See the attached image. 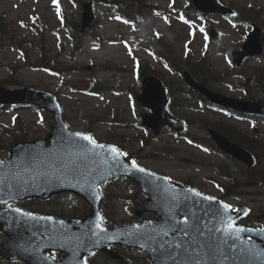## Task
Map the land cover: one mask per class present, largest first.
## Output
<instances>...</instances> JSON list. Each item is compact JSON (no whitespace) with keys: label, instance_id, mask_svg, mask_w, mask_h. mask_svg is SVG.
<instances>
[{"label":"rangeland","instance_id":"1","mask_svg":"<svg viewBox=\"0 0 264 264\" xmlns=\"http://www.w3.org/2000/svg\"><path fill=\"white\" fill-rule=\"evenodd\" d=\"M147 1L161 8L174 5L182 9L191 0ZM222 1L227 5L231 3L238 7L252 5L260 9L264 23V0ZM83 2H92L97 26L83 34L81 51L74 52L72 55L75 41L71 35L75 33L72 29L61 25L62 16L80 22ZM0 14L7 17L12 28L11 38L5 43H3L4 40L0 42V82L4 83L8 80L14 83L5 85V87L30 86L55 93L62 104L66 118L70 120L68 126L71 130L83 131L90 127L91 135L96 141L104 143L110 141L109 144L112 145L120 143L125 147V151L129 150L136 154L135 160L139 166L178 180L191 182L196 186L195 188L208 196L217 198L219 195V190L210 178L218 180L222 185L230 183V180L223 178V172L229 170L237 184L245 181L246 176L240 163L221 155L217 150L210 154L202 151L198 146L191 144L188 139L175 134L169 128H165L157 136L152 135V138L148 139V144L141 148V140H138L136 135H143L144 132L133 124L140 121L136 112L142 113L147 109L134 106L133 95L135 97L140 92V82L135 72L133 56L128 52L121 38L135 43L156 40V33H161L165 40L171 41L176 53L181 55L186 43H190L197 57L205 47L203 28L213 27L221 36L220 41L216 38L210 42L211 49L215 51L221 47V41L226 38L234 41L235 44L242 41L246 36L244 34L251 29L250 24L236 25L221 16L208 17L211 22L208 24L196 14H192V23L189 25L179 20L180 13H174L171 10L159 15L153 12L144 13L140 22L131 25L122 21L117 8L110 7L105 0H0ZM132 17L134 20L139 19L135 8L132 9ZM38 24L43 27L42 33L41 29L37 28ZM262 27L264 28V24ZM41 34H45V43L40 40ZM42 42L47 55H58V60L67 63V67H75L58 74L30 64L41 58ZM135 55L148 60L157 69L162 68L161 63L154 59L145 46L137 50ZM212 59L214 62L212 71L216 77L231 72L232 68L229 66L226 54H214ZM45 62L48 63L47 58ZM104 64L112 65V68L118 66L120 69L101 66ZM259 66L264 67L263 55L251 58L238 68L234 67L233 71L236 69L245 71L247 74L245 77L230 75L228 79L217 81L214 85L218 91L226 95L241 98L244 96L241 87L250 82L253 78L252 73L256 71L255 67ZM167 75L171 76L170 73ZM72 83L75 84V89L70 86ZM177 83L185 89L188 88L182 79H178ZM248 83L245 86L247 93L251 90L255 99L264 98V81H261L258 88L250 87V85L256 86V83H249L250 85ZM94 87H97L96 90H92ZM174 92L176 102L182 104L181 95L190 99L191 102L186 106L175 104L172 110H168L180 117L181 114L193 113L196 118L191 119L192 124L189 125L191 137L206 145L209 144L207 132L202 128L200 118L226 117L206 106L200 108L198 100H203V98L197 97L195 93H176V90ZM176 105H180L181 108ZM188 106L191 110L187 108ZM15 116L21 118L18 128H15L12 121ZM230 121L247 134L255 135L247 131L256 127V136L264 140V124L256 123L252 126L251 123L238 119H230ZM51 122L52 120L50 124ZM50 124L44 122L40 114L30 107L15 109L0 107V157L7 158L8 149L2 147L13 141L20 133H24L28 140L39 139L49 131ZM4 128L10 133L5 132ZM233 135L242 136L236 130H233ZM212 149L215 148L212 146ZM257 152L264 160L263 152L260 149ZM252 191H259L260 195L252 196L249 193ZM104 192L110 195L103 208L111 220L110 224L118 220H134V197L140 192L137 185L130 181L127 184L119 179L108 183ZM223 201L232 207L242 204L248 208V213L251 215L255 212L260 213L264 210V185L258 182V187L255 188L246 184L242 195ZM84 205L85 203L75 195L55 196L45 203L36 201L19 203V206L29 209L54 212L65 216L75 213L77 217L87 212ZM147 217L152 218L148 215ZM5 238L6 236L0 232V241ZM98 258L101 259V257ZM0 264L4 262L0 261Z\"/></svg>","mask_w":264,"mask_h":264},{"label":"water","instance_id":"2","mask_svg":"<svg viewBox=\"0 0 264 264\" xmlns=\"http://www.w3.org/2000/svg\"><path fill=\"white\" fill-rule=\"evenodd\" d=\"M213 1L195 0L194 4L203 11L227 10ZM92 20L91 5L86 3L82 15L81 30L83 31L85 27L89 26ZM261 41H264V30L255 28L249 35L248 41L243 45V49L234 52L236 63H240L242 58L249 54L264 50ZM185 77L192 86L219 104L245 112L264 114V101L241 103L208 91L200 84L192 81L187 73H185ZM138 100L145 106L152 108L153 113L146 114L143 117V123L153 128L155 133L166 124L177 129L181 128V122L165 110L167 96L158 79L153 77L144 79L142 94ZM0 102L34 104L50 111L54 120L51 131L46 138L14 145L11 149L10 158L0 164V200L9 202L33 196L48 198L62 191H73L81 195L90 205V213L83 220L64 221L65 223L42 220L34 215L29 218L16 213L13 210L15 208L0 210V229L10 236L9 241L0 244V254L9 258L18 257L19 255L17 256L11 251V247L19 251L25 248L23 250L25 254L29 251L37 252L38 248L30 243L27 236L39 227L51 226L60 228L53 231L55 234H59L61 231L73 235L72 239L66 241L81 245L84 251L76 254V258L81 257L83 252H90L95 248L103 249L104 246L112 242H123L129 245H140L148 250L152 258L156 256L161 258L160 261L168 260V264H178L180 259L187 260L183 256L173 260L168 255L170 250L164 252L162 249L149 246L147 243L148 234L154 229L145 222L141 225L121 222L113 230H105L98 235H92L93 232L98 231L95 228L98 215L101 217L98 185L112 178L126 175L138 181L143 190L150 193L151 196L147 200L139 197L137 215L140 217L142 211L149 210L157 212L163 217V208L169 210L170 214L164 216L162 226V230L169 232L166 239L170 242H183L186 246L195 241L192 246L197 249L198 258L202 264H264V231H262L264 228L260 230L248 229L249 231L239 233V240L235 241L236 248L233 250H229V245L224 243L226 237L222 229L226 227L228 220L238 216L242 210L224 211L221 204L212 200L206 201L202 195L195 198H185L180 202L174 200V205H169L171 198L177 194L174 189L169 187L166 180L136 171L124 157L119 158V165H114L107 148L103 150L94 149L93 153L80 155L78 147L69 146L65 143V139L74 132L69 131L68 127L64 128L66 124L62 117L61 106L51 93L30 87L20 90L0 88ZM210 132L222 149L247 164L252 162L247 152L233 145L222 135L213 131ZM73 139L77 146L91 147L86 141L77 137H73ZM94 153H98V155ZM217 210H219V215H213ZM182 216L187 220L186 224L184 223L185 220H180ZM177 226L186 228L188 235L180 232L173 234L171 228ZM159 239L157 237L156 240L159 241ZM31 242L33 241L31 240ZM28 243L30 244L28 245ZM230 243L232 240H229ZM209 245L216 249L214 259L208 255ZM241 249L246 251H241ZM25 257L28 255L26 254ZM32 258L34 257L32 256ZM194 259L188 261V264H194Z\"/></svg>","mask_w":264,"mask_h":264},{"label":"snow or ice","instance_id":"3","mask_svg":"<svg viewBox=\"0 0 264 264\" xmlns=\"http://www.w3.org/2000/svg\"><path fill=\"white\" fill-rule=\"evenodd\" d=\"M67 127H68L67 125H64V128H67ZM73 137H77L83 141H86L88 143V145H91V147L85 148L82 145L77 146L76 141L73 139ZM65 143L68 144L69 146L78 147L80 155H87L88 153H93L94 149L103 150V149L107 148L108 152L111 154V159H112V162L114 165L120 164V159H119L120 157H127L128 156V154L126 152H122L118 147H116L114 145L100 144L91 135H87V134H84L81 132L72 133L69 137H67L65 139ZM94 154L98 155V153H94ZM3 163H4L3 161H0V164H3ZM130 166L140 173H146L149 176H155V173H148L145 168L140 167L137 164L136 160H134V159L130 161ZM165 179H167V178H165ZM190 191H192L196 196L200 195V193L196 192L194 189H192ZM203 199L214 200L215 198L211 197V196H206V197H203ZM0 203H7V202L0 200ZM222 207H223L224 211H227L230 208V205L223 204ZM9 208L11 209L10 204H9ZM13 210L16 213H20L21 215H25L29 218L33 217L32 213H30V212L24 213L20 208H15ZM213 215H219V210H217V212L213 213ZM48 219H50V218H48ZM102 221H103V217H100L98 215V222L95 223V228L98 231L93 232L92 235H98L99 233L105 232V229L102 227ZM184 223L186 224L187 220H185ZM137 227H139V226H137ZM222 231L224 232V236L226 237V239L224 240V243L229 245V250H233L236 248L235 241L239 240V233L246 232L249 230L242 228V227L235 226L234 221L229 220L226 227L224 229H222ZM262 231H264V230H262ZM171 232L173 234L180 232L184 235H188V230L182 226L172 227ZM168 235H169V232L167 230H161V232L154 233L153 235H149L148 238L149 239H157V237H159L160 238L158 241L159 248L170 250V251H168V255L173 260H176L177 257H180V256L187 258V260L180 259L178 261V264H188V261H192L194 259V257H195L194 264H202V261L198 258L197 249L192 246L195 244V241H192L191 244H188V246H186L185 243H183V242H178V241H171L170 242V241H168L166 239ZM229 240H232V243L229 244ZM61 246H63V245H61ZM241 251H246V250L241 249ZM215 252H216L215 247L209 245L208 255L212 256L213 259L215 258ZM45 259H51L54 261L55 256L46 257Z\"/></svg>","mask_w":264,"mask_h":264},{"label":"trees","instance_id":"4","mask_svg":"<svg viewBox=\"0 0 264 264\" xmlns=\"http://www.w3.org/2000/svg\"><path fill=\"white\" fill-rule=\"evenodd\" d=\"M122 3L125 4L124 1H122ZM8 23L6 21V19L0 15V40H3L4 36H5V33H8L9 29H8ZM168 54L164 57H167V64L168 65H172V59L174 58L173 57V53L168 50ZM174 64L180 66V64H183L185 67L187 68H190L193 75L199 79L201 82H204L206 80H204V77L206 76V74H202L200 72L197 71V67H202V68H206V71L208 72V74L210 75L211 74V70H212V64H211V61L208 59V58H205V57H201L198 59V61L196 62H193L191 60V57L190 56H187L185 57V59L181 62V63H175ZM151 72L152 74L155 73V70L150 66V64L148 62H138V74L139 76L142 78L144 75H146V73H149ZM44 115L46 116V114L44 113ZM47 117H45V120H46ZM47 122V121H46ZM226 128H227V125H223L221 127H219L218 130L222 131L223 133L225 132L226 133ZM88 129V128H87ZM21 139H25L24 136H21ZM255 140L254 138H251V141ZM135 153H132L131 157L132 159H134L135 157ZM128 157L131 158L128 154Z\"/></svg>","mask_w":264,"mask_h":264},{"label":"flooded vegetation","instance_id":"5","mask_svg":"<svg viewBox=\"0 0 264 264\" xmlns=\"http://www.w3.org/2000/svg\"><path fill=\"white\" fill-rule=\"evenodd\" d=\"M117 248V247H116ZM118 250L120 254L126 256L132 264H150L149 258L141 252V254L134 253V249H132V253L128 252V249L118 246ZM48 254L52 257L55 256V262L59 261L58 264H121L119 261L111 262L109 259H107L105 256H100L99 253L89 256V257H83V258H77L75 260H71L69 262L61 261V258L63 256L62 252L59 251H49ZM98 257H101L99 259ZM107 262V263H106ZM18 264H23L22 260H18ZM57 264V263H53Z\"/></svg>","mask_w":264,"mask_h":264}]
</instances>
